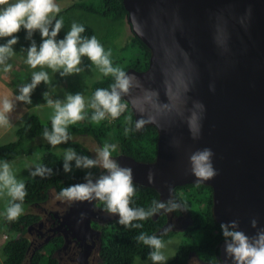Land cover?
<instances>
[{"label": "water", "instance_id": "obj_1", "mask_svg": "<svg viewBox=\"0 0 264 264\" xmlns=\"http://www.w3.org/2000/svg\"><path fill=\"white\" fill-rule=\"evenodd\" d=\"M122 2L131 33L151 55L147 69L126 72L121 99L135 125H153L158 136L154 161L122 154L115 160L133 169V184L167 200L175 187L197 183L189 158L210 148L218 175L200 183L212 188L215 221H238L255 235L264 229V0ZM94 202L72 203L63 222L66 242L68 234L94 231ZM218 252L221 264H232L224 241Z\"/></svg>", "mask_w": 264, "mask_h": 264}, {"label": "clouds", "instance_id": "obj_2", "mask_svg": "<svg viewBox=\"0 0 264 264\" xmlns=\"http://www.w3.org/2000/svg\"><path fill=\"white\" fill-rule=\"evenodd\" d=\"M60 12L55 0H0V38H8L5 44L0 45V65L4 71L11 69L7 63L15 53L13 46L18 43L16 35L23 28L27 31V39H32L35 32L39 31L42 42L39 47L32 40L31 46L26 50V63L32 67H48L54 72H59L61 77L79 74L83 70L80 65L82 58L87 57L91 64L99 69L104 76H112L114 83L109 89H97L88 105L92 109L91 121L99 123L106 119L112 122L124 111L125 105L121 103L122 95L128 92L129 77L118 67H113L110 60V52L100 44L95 36L91 38L82 37L85 31L83 25L73 23L63 39H57L63 27L62 19H55L54 14ZM55 21V22H53ZM131 28V27H130ZM47 84L49 76L47 72H34L31 83L20 89L17 99L28 104L32 103V93L41 83ZM44 99L49 107L54 109L51 118V131L43 132L45 139L51 146L55 147L67 143L70 139L68 128L85 119V100L81 93L67 94L63 101L51 100L45 92ZM90 101V98H89ZM202 107V106H201ZM13 104L5 99L0 110V126L8 123L6 113H10ZM142 126V121H137L136 130ZM131 129H125L128 134ZM194 139L197 138L195 135ZM115 144H105L96 150L94 158L85 155H78L74 149H67L64 153L63 171H73V161L76 169L90 170L101 168L104 172L93 179V173L87 171L84 176V183L72 184L63 188L58 196L59 200L68 203H83L99 201L104 204V211L111 216H118L117 222L127 228L140 229L141 223L134 221H145L154 215L161 213H172L182 210V205L175 200L167 201L154 200L147 209L143 207H130L132 197L135 194L133 186V169L123 167L113 159L112 153L116 150ZM214 153L210 148H204L194 152L190 156L191 174L196 177V182H206L218 175L213 166ZM52 169L38 165L30 172L33 177L52 174ZM148 182H154V173H148ZM171 192L172 189L170 188ZM0 195L10 198L5 218L8 221H15L23 214V201L27 195L25 184L17 180L11 165L7 161L0 162ZM83 213L81 214L83 218ZM253 228L257 227V221H251ZM224 238V252L232 264H264V229H260L255 235L249 236L240 230L238 221L221 223ZM168 230H171V226ZM138 242L148 246L149 259L152 264H166L167 257L162 251L165 248L164 242L155 235H147L141 232L136 237Z\"/></svg>", "mask_w": 264, "mask_h": 264}, {"label": "trees", "instance_id": "obj_3", "mask_svg": "<svg viewBox=\"0 0 264 264\" xmlns=\"http://www.w3.org/2000/svg\"><path fill=\"white\" fill-rule=\"evenodd\" d=\"M79 11L81 13H91L98 16H104L110 18L118 24L127 23V12L125 11L122 0H74L68 5L63 12V15L68 12ZM63 12L55 14V19ZM76 13L70 19L63 21V27L59 33L57 39H63L70 30L73 23L83 25L85 31L81 33L82 37L91 38L94 36V30L90 25L85 22H76ZM55 22V21H53ZM129 25V24H128ZM130 27V25H129ZM122 28V29H123ZM18 43L13 46L15 54L16 52L23 54L27 50L34 40L39 47L42 42L39 31L35 32L32 39H27V31L23 28L19 33ZM8 38H0V45L5 44ZM126 50L130 49L131 57L129 58H117L115 64L121 59L125 61L127 65L124 68H120L125 73L130 69L142 71L147 69L149 58L151 55L150 49L146 47L140 39L134 36L131 31L126 40ZM29 46V47H27ZM125 46L123 44L121 47ZM114 83L112 76H102L100 79L93 81L90 86V102L94 92L99 88L109 89ZM121 103L124 104L125 111L112 122L106 119L99 123H93L91 121V115L93 111L85 113V119L83 122H78L75 125H70L68 128L69 135H90L92 139L101 145V142L115 143L116 150L112 153V156L122 154V156L130 157L133 160L140 162H152L155 159L156 152V140L157 129L153 125L141 126L137 131L134 122V116L132 114L129 105L121 99ZM51 121L44 122L34 112H30L25 121L20 124L15 130V140L8 141L0 144V162L9 161L12 158L28 156L27 151L21 150L22 144L25 138H33L43 136L45 129L51 131ZM131 129L128 134H125V129ZM45 151L41 155L40 165L52 169L51 175L45 177H32L29 180L23 182L25 184L26 197L23 201V214L15 221H8L5 215L2 220L4 226L3 231L7 235L5 243L1 246L2 264H23L26 259L25 251L28 246V239L25 237L27 228L32 224V221L37 218L34 214L27 213L29 207L33 203H41L47 199L48 190L54 189L55 192H59L69 185L81 183L84 180V176L79 173L66 174L63 171V159L50 150V144H42ZM65 148H71L76 152H85L87 150L81 144L76 142H70L62 144ZM89 154V153H88ZM116 157V156H115ZM97 168H94V171ZM93 171V177L96 176V172ZM186 185V184H184ZM184 185L176 187L174 189L175 199L183 206H186V210L190 213L193 219V226L189 230H198L200 233L205 234L204 242H210V249L218 252L219 243L224 240L222 230L219 223H217L212 214V197L211 195L206 197V193H212V188L202 183H187L185 189H180ZM135 188V194L132 197L130 207L145 209L149 208L154 200L160 201L159 194L151 187H145L141 185L133 184ZM10 200V198H9ZM8 200V202H9ZM100 206L104 207L101 203ZM202 206L203 208H200ZM156 219L150 217L145 221H134L133 223H141L143 227L140 229L127 228L120 225L117 220L112 221L110 224H106L102 228L104 242L99 250L100 263L99 264H132L134 259H145L149 257V252L152 251L148 246L141 242H138L136 237L141 233L147 235H155L162 241L169 239L175 234V232H167L162 234L160 231L161 226L166 222V215L163 213L157 214ZM215 230L219 232V235L214 238ZM60 243V242H58ZM215 244L216 247H213ZM187 243H182L178 246L172 257L166 261V264H185V255L189 250L199 252L202 249L199 248V244L192 243L186 246ZM28 264H56V261L50 257L47 253L36 251L28 261Z\"/></svg>", "mask_w": 264, "mask_h": 264}, {"label": "rangeland", "instance_id": "obj_4", "mask_svg": "<svg viewBox=\"0 0 264 264\" xmlns=\"http://www.w3.org/2000/svg\"><path fill=\"white\" fill-rule=\"evenodd\" d=\"M73 1L74 0H55V3L60 8L59 13L63 12V10ZM64 13L65 12L59 15L57 17V20L59 19H62L63 21L69 20L70 15L73 17L76 11H73V13L68 12V14L66 13L65 15H63ZM76 16H77L76 22L81 21L90 25L91 28L94 30V36L103 46L105 52L111 53L110 60L112 61L113 67L124 68L125 65H127L124 62L125 61L127 62L129 60L121 61V59H118L119 61L116 64L114 62L117 60V58H123V57L129 58L132 55L130 49L128 50L124 49L127 46L126 40L130 33L129 25L125 23L124 24L125 26L123 28V24L120 25L118 24V22H114L110 18L108 19L104 16H98L91 13H81L77 11ZM123 44H125V46L121 47ZM26 59H27V51L25 50V53L23 54H20L18 52H16V54L14 53L7 61V62L9 61L15 62L10 64L12 65V70L17 73L11 85L12 88L15 90V92L18 89L19 85L31 83L32 75L34 72L44 71L47 72L49 76V82L47 84L42 82L33 91L32 110H30L29 113L31 111L36 113L44 122L51 121V118L54 114V109L52 107H49L46 100L44 99L43 94L45 92L48 93V98L53 101L55 100L63 101L66 95L69 93L71 94L81 93L85 100V105H86L85 113L86 111L87 112L92 111V109L88 107V105L90 104L89 101L90 86L93 83V81L100 79L103 76V74L99 71L98 68H96L91 64V61L88 60L87 57L82 58V63L80 67L83 70L81 71V73L69 75L67 77H61L59 72H54L51 68H48L46 66L45 67L38 66L37 68H32L26 63ZM1 69H4L3 65H0V70ZM17 95H19V93ZM29 113L27 114V116L29 115ZM27 116H25L21 120L22 123L25 121ZM83 121L84 120L79 122H83ZM21 122H19L17 126ZM69 136L70 139L68 141L81 144L86 148V150H88L87 154L81 151L76 153L78 155H85L91 158L95 157L96 150L98 148H102L106 144L104 141H102L101 145H98L90 135H84V136L69 135ZM12 140H15L14 132L12 130H6L4 134L0 136V144ZM46 143L48 142L45 139H43V136L24 139L21 150L22 151L25 150L27 151V153L29 152L28 156L12 158L8 162L11 165L12 171L16 176L17 180L25 182L33 177L32 175H30V172L34 170L36 166L40 165L41 155L45 151L44 147L41 145ZM107 144H115V143H112L111 141V143H107ZM67 149L68 148L64 149L62 144L57 145L55 147L50 146V150L55 154H57L61 159H64V153L65 150ZM72 163H73V171L68 174L79 173L85 175L87 171H91L92 173L94 171V168L90 170L76 169L75 162L73 161ZM97 169L94 172H97ZM99 171H102V169H99L98 172ZM82 182H84V180ZM53 190L54 189H50L52 196L55 197L56 193L55 190L54 191ZM8 200L9 197H7L6 195H0V264H2V258H3L1 254V246L3 243H5L7 238L5 231H3L4 226L2 225V220L4 217L6 206L8 204ZM32 212H35V210L34 209L32 210V208L28 209L27 211V213L29 214H31ZM188 224L193 225L190 223ZM25 237L26 238L28 237L27 234H25ZM201 239H202V235L198 230H189V231L185 230L183 233L182 231L178 230L176 234H174L171 238L163 241L165 244V248L162 251L164 252V255L167 257V260H169L172 257L173 253L178 248V246L181 245L182 243H187L186 246H188L190 243L199 242ZM26 259L27 261L25 262V264H28L27 262L29 261V258L26 257ZM132 264H152V261L149 259V257H147L141 260L134 259Z\"/></svg>", "mask_w": 264, "mask_h": 264}, {"label": "flooded vegetation", "instance_id": "obj_5", "mask_svg": "<svg viewBox=\"0 0 264 264\" xmlns=\"http://www.w3.org/2000/svg\"><path fill=\"white\" fill-rule=\"evenodd\" d=\"M90 93L91 90L89 91V98ZM115 156H112L114 160ZM99 169L101 168L97 169L96 176L104 172L103 169L102 171L98 172ZM186 185L180 189H185ZM174 189H176V187ZM55 193V197H53L49 189L48 196L45 201L41 203H33L29 207V209L32 208V210H35V212H32V214L36 215L37 218L32 221V224L30 225L32 228L29 231L26 230V234L28 236L27 239L29 241L28 246H30L25 256L28 258L32 257L34 252L39 251L49 254L50 257L56 261V264H99V250L104 242L102 228L106 224H110L112 221L117 219H114V216H111L104 211V207L100 206L101 202L95 201L97 211L96 215L91 220L90 225L94 231L81 232L76 238L68 234V242H66L63 237V222L65 219L64 216L67 214L72 203L70 204L66 201L57 199L56 197L58 196V193ZM205 195L206 197L209 195L212 197L211 192L210 194L208 192ZM159 199L160 201L172 199L179 203L173 194H171L167 200H163L161 198ZM200 208L203 207L200 206ZM161 213L165 214L167 217L166 222L160 228L162 234L170 231L175 232L176 234L178 230L182 231L183 233L185 230L188 231L190 227L196 226V224L194 226L188 224H193V219L190 213L186 210V206L182 205V210H177L172 213H166L163 210ZM170 226L171 230H164L169 229ZM201 235L202 239L199 242L192 243L199 244L198 246L202 250L199 252L188 250L184 259L186 260L185 264H221L222 258H220L219 252L216 253L215 250L210 249V242L203 243L205 234L204 237L202 233ZM218 235L219 232L215 230L214 238H216ZM223 241L224 240H222L219 245ZM216 245L217 244H215L213 247H216ZM219 245H217V247H219ZM26 261L27 259L24 261V264Z\"/></svg>", "mask_w": 264, "mask_h": 264}, {"label": "crops", "instance_id": "obj_6", "mask_svg": "<svg viewBox=\"0 0 264 264\" xmlns=\"http://www.w3.org/2000/svg\"><path fill=\"white\" fill-rule=\"evenodd\" d=\"M12 2H15V0H12ZM7 63L11 64L15 62L9 61ZM16 74L17 73L12 70V65H11V69L7 72H5L4 69L0 70V110H2V104L5 99L9 100L13 104L12 111L10 113H6L8 117V123L6 125L0 126V136H2V134H4L6 130H12L15 135L16 128L22 123L21 120L25 116H27L30 110H32V103L28 104L26 102H21L17 99V97L20 95L21 87H23L26 84L19 85L16 92L11 86ZM18 93L19 95H17ZM19 122L21 123L17 126Z\"/></svg>", "mask_w": 264, "mask_h": 264}]
</instances>
